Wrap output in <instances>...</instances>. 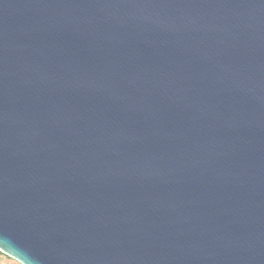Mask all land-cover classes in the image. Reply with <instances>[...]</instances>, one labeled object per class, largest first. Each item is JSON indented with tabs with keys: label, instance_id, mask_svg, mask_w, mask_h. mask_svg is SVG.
Listing matches in <instances>:
<instances>
[{
	"label": "water",
	"instance_id": "1",
	"mask_svg": "<svg viewBox=\"0 0 264 264\" xmlns=\"http://www.w3.org/2000/svg\"><path fill=\"white\" fill-rule=\"evenodd\" d=\"M0 251L264 264V0H0Z\"/></svg>",
	"mask_w": 264,
	"mask_h": 264
},
{
	"label": "crops",
	"instance_id": "2",
	"mask_svg": "<svg viewBox=\"0 0 264 264\" xmlns=\"http://www.w3.org/2000/svg\"><path fill=\"white\" fill-rule=\"evenodd\" d=\"M0 264H21L0 251Z\"/></svg>",
	"mask_w": 264,
	"mask_h": 264
}]
</instances>
